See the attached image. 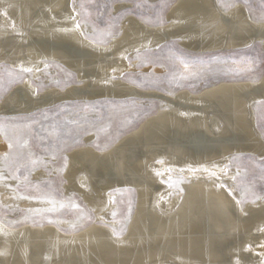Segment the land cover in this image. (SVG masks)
I'll return each instance as SVG.
<instances>
[{
    "label": "bare ground",
    "instance_id": "1",
    "mask_svg": "<svg viewBox=\"0 0 264 264\" xmlns=\"http://www.w3.org/2000/svg\"><path fill=\"white\" fill-rule=\"evenodd\" d=\"M74 1L0 0V65L30 68L24 72L38 79L56 62L79 80L76 87L38 94L27 76L3 98L0 114L145 96L122 80L127 61L172 41L193 53L240 50L257 42L264 50V20L255 21L241 3L225 10L219 0H176L165 25L127 16L120 36L101 45L87 38ZM158 98L165 108L124 142L125 137L105 151L85 146L68 155L66 193L78 194L95 222L79 233H65L55 224L13 229L0 220V264H264V199L244 207L227 186L234 178L228 168L232 156L264 159L254 112L264 102V76ZM4 149L0 138V152ZM179 176L186 182L174 195L168 182ZM128 188L137 191V207L125 235L117 236L106 219L115 194Z\"/></svg>",
    "mask_w": 264,
    "mask_h": 264
},
{
    "label": "rangeland",
    "instance_id": "2",
    "mask_svg": "<svg viewBox=\"0 0 264 264\" xmlns=\"http://www.w3.org/2000/svg\"><path fill=\"white\" fill-rule=\"evenodd\" d=\"M175 1L76 0L74 4L79 22L89 30L87 38L108 45L120 36L121 25L127 16H134L151 26L165 25ZM219 2L225 10L236 3L244 4L255 21L264 20V0ZM180 45L178 41H172L157 50L129 58L121 78L140 88L145 96L67 101L29 114H0V138L6 146L0 152V220L13 229L27 224H55L65 233L87 229L95 222L94 212L78 194L70 196L65 190L64 172L69 154L85 146L105 151L125 137L124 142L126 136L165 108L158 95H174L182 89L198 94L212 85L255 82L264 76V53L259 44L213 53H193ZM27 76L31 77L38 94H44L48 88L64 91L79 85L77 73L56 62L48 63L38 79L32 73L28 75L3 62L0 65V104L26 82ZM254 112L257 131L264 140V102L255 105ZM91 137L93 140L87 145L86 139ZM228 168L233 171L234 178L227 186L242 206L264 199V159L252 155L232 156ZM40 173L45 174V178H36ZM185 182L179 176L168 184L176 195L182 192ZM24 201L40 203L24 205ZM48 201L53 206H41ZM136 207V190L122 189L115 194L111 218L106 219V224L117 236L125 235ZM66 222L68 225L64 227L62 224ZM100 224L105 225V222L99 221Z\"/></svg>",
    "mask_w": 264,
    "mask_h": 264
},
{
    "label": "snow or ice",
    "instance_id": "3",
    "mask_svg": "<svg viewBox=\"0 0 264 264\" xmlns=\"http://www.w3.org/2000/svg\"><path fill=\"white\" fill-rule=\"evenodd\" d=\"M245 2H247V0H245ZM77 27H79V24H77ZM32 69H23V71H31ZM65 167H66V164H65ZM207 171V170H206ZM157 175H160V173H157ZM239 203V202H238ZM61 207L63 208L64 205H61ZM260 247L264 248V245H260Z\"/></svg>",
    "mask_w": 264,
    "mask_h": 264
},
{
    "label": "water",
    "instance_id": "4",
    "mask_svg": "<svg viewBox=\"0 0 264 264\" xmlns=\"http://www.w3.org/2000/svg\"><path fill=\"white\" fill-rule=\"evenodd\" d=\"M255 44H259V45H260V48H261V50H262V52L264 53V50H263V48H262L261 44H260V43H258V42H257V43H255ZM244 136H245V135H244ZM204 138H207V136H206V137L204 136ZM243 138H245V137H243ZM205 140H206V139H205ZM133 166H134V165H133ZM133 166H132V167H133ZM243 198H244V197H243ZM243 198L241 199V201H242V202H243Z\"/></svg>",
    "mask_w": 264,
    "mask_h": 264
}]
</instances>
